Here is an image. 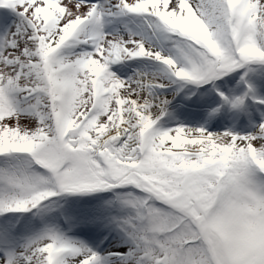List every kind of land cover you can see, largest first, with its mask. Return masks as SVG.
Segmentation results:
<instances>
[{
    "label": "snow or ice",
    "instance_id": "6c2138e0",
    "mask_svg": "<svg viewBox=\"0 0 264 264\" xmlns=\"http://www.w3.org/2000/svg\"><path fill=\"white\" fill-rule=\"evenodd\" d=\"M0 8V264H264V0Z\"/></svg>",
    "mask_w": 264,
    "mask_h": 264
},
{
    "label": "rangeland",
    "instance_id": "374dc122",
    "mask_svg": "<svg viewBox=\"0 0 264 264\" xmlns=\"http://www.w3.org/2000/svg\"><path fill=\"white\" fill-rule=\"evenodd\" d=\"M0 15H9L8 11L5 9L0 10ZM262 93H264V90H261ZM250 104H252V102H249ZM253 107H258V105H252ZM185 123H188V121H185ZM209 130H212L211 128Z\"/></svg>",
    "mask_w": 264,
    "mask_h": 264
},
{
    "label": "bare ground",
    "instance_id": "6f19581e",
    "mask_svg": "<svg viewBox=\"0 0 264 264\" xmlns=\"http://www.w3.org/2000/svg\"><path fill=\"white\" fill-rule=\"evenodd\" d=\"M178 115L180 116V118H183V117L186 116V115L190 116L191 113H190V111H179V112H178ZM186 121H187V120H186Z\"/></svg>",
    "mask_w": 264,
    "mask_h": 264
}]
</instances>
